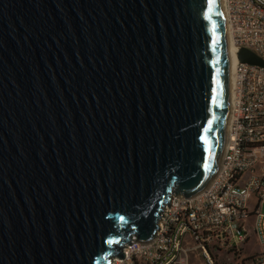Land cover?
<instances>
[{
    "label": "water",
    "instance_id": "water-1",
    "mask_svg": "<svg viewBox=\"0 0 264 264\" xmlns=\"http://www.w3.org/2000/svg\"><path fill=\"white\" fill-rule=\"evenodd\" d=\"M228 58L220 0H0V264L151 242L217 172Z\"/></svg>",
    "mask_w": 264,
    "mask_h": 264
},
{
    "label": "built area",
    "instance_id": "built-area-1",
    "mask_svg": "<svg viewBox=\"0 0 264 264\" xmlns=\"http://www.w3.org/2000/svg\"><path fill=\"white\" fill-rule=\"evenodd\" d=\"M232 69L227 133L219 167L209 185L191 198L173 196L162 208L154 239L131 242L111 264H217L212 251L240 256L249 240V219L258 251L249 264H264V68L240 63L248 50L264 62V0H223ZM254 203L251 205L250 201Z\"/></svg>",
    "mask_w": 264,
    "mask_h": 264
},
{
    "label": "crops",
    "instance_id": "crops-1",
    "mask_svg": "<svg viewBox=\"0 0 264 264\" xmlns=\"http://www.w3.org/2000/svg\"><path fill=\"white\" fill-rule=\"evenodd\" d=\"M254 203L253 200L250 201V204L252 205ZM252 221L253 219H249L248 225L250 229V235L248 242L244 245V248L242 250V253L240 256L234 257L230 252H227L225 249H216L212 251V257L215 260L216 263L221 264L220 261L223 260L224 256H227L230 264H249L248 256L253 254L254 252L258 251V243L256 239V234L253 231L252 228ZM253 246L250 248V246ZM219 261V262H218ZM226 264V263H224Z\"/></svg>",
    "mask_w": 264,
    "mask_h": 264
},
{
    "label": "bare ground",
    "instance_id": "bare-ground-1",
    "mask_svg": "<svg viewBox=\"0 0 264 264\" xmlns=\"http://www.w3.org/2000/svg\"><path fill=\"white\" fill-rule=\"evenodd\" d=\"M220 2L223 6V0H220ZM226 33H227V30H226ZM227 41H228V56H229V58H228V87H229V101H231L232 69L236 63V60L234 58L232 50L230 49L228 34H227ZM228 108H229V106H228ZM225 130L227 133V121H226V125H225Z\"/></svg>",
    "mask_w": 264,
    "mask_h": 264
},
{
    "label": "rangeland",
    "instance_id": "rangeland-1",
    "mask_svg": "<svg viewBox=\"0 0 264 264\" xmlns=\"http://www.w3.org/2000/svg\"><path fill=\"white\" fill-rule=\"evenodd\" d=\"M262 212H264V205L262 206ZM253 247L252 245L250 246V248ZM219 262V261H218ZM221 264H230L227 256H224L223 260L220 261ZM190 264H203V262L201 260H198L197 258L191 256L190 258ZM218 264V263H217Z\"/></svg>",
    "mask_w": 264,
    "mask_h": 264
},
{
    "label": "snow or ice",
    "instance_id": "snow-or-ice-1",
    "mask_svg": "<svg viewBox=\"0 0 264 264\" xmlns=\"http://www.w3.org/2000/svg\"><path fill=\"white\" fill-rule=\"evenodd\" d=\"M210 3H211V0H210Z\"/></svg>",
    "mask_w": 264,
    "mask_h": 264
}]
</instances>
